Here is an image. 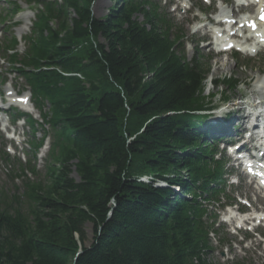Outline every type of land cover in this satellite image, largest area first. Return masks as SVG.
Returning <instances> with one entry per match:
<instances>
[{
	"label": "trees",
	"instance_id": "16d2710c",
	"mask_svg": "<svg viewBox=\"0 0 264 264\" xmlns=\"http://www.w3.org/2000/svg\"><path fill=\"white\" fill-rule=\"evenodd\" d=\"M30 1L32 33L11 64L50 149L42 180L19 168L21 188H0V264H213L208 205L223 193V166L197 114L209 109V66L185 59L150 0H111L102 19L95 0ZM237 86L213 82L225 94Z\"/></svg>",
	"mask_w": 264,
	"mask_h": 264
},
{
	"label": "rangeland",
	"instance_id": "374dc122",
	"mask_svg": "<svg viewBox=\"0 0 264 264\" xmlns=\"http://www.w3.org/2000/svg\"><path fill=\"white\" fill-rule=\"evenodd\" d=\"M16 2L18 3L19 7L22 8V10H24V12L21 13V15L15 19V20L20 19V23H22L23 26L20 28V30L16 29L14 31L15 37L20 43V45L18 46V51L21 52L22 47H21V41L19 39H20V36H25V34L28 32L27 28L29 27V24L31 22L32 14L26 11L24 0H16ZM194 4L202 5L203 2L201 0H189V3H186L185 1H183L181 3V6L178 7L177 10L173 12V8H172V9H169V12L171 13V16L174 17L175 22L177 23L178 26L180 25L184 26V29H185L184 32L187 34L186 36H188L186 38L187 43L185 44V50H184L186 59L192 60V59H195L197 56L199 57L204 56V58L209 60V61H203L204 63L206 62L208 63L206 65L209 66V74L207 75V80L203 83L202 92L206 100L208 102H211L210 107H214V111H212L209 114L210 116H212L210 120H214V119L222 120L224 111H228L232 108L236 109L243 103L252 104L254 102L256 103L258 102V101H255V96L252 95V89H253L252 86L259 77L258 69H260V67L264 68V64L263 66H261L258 60L259 58L264 60V57H257L258 58L257 60L256 58H254L251 60V62L246 61V59L243 57L241 58L239 57L238 62L243 63V67L238 69V65H236L237 62H234V60L230 58V56H223V57H217V58L212 57L208 55L209 47H206L204 45L199 46V49H194V47L189 44L190 41L193 42L197 40L198 38H200L202 34L206 33L205 29H202L196 34L195 38H190V35H189L190 27L186 25V23L189 22L190 20V16L186 15L184 13V10L189 5H194ZM112 6H113V3L110 2V0H95L91 7V10L95 17L102 19L107 15L108 10ZM2 8L4 9V11L3 10L0 11L2 12L1 18H5V15L7 13L6 11L7 9H5L6 5L3 4ZM138 20L141 21V18L139 17ZM198 28H202V26L194 27L191 33H193ZM2 41L3 40H0V43ZM261 54H264V52H262ZM228 76H231L234 80L238 81L240 86L236 90L228 92L227 94L221 93L222 88H220L219 90L213 89L209 83L211 80H220ZM245 84L248 85L249 88L246 89V87L243 86ZM15 85L18 89H21L20 82L16 81ZM210 96H214V98L210 99ZM223 96H226V98H228V101H227L229 104L228 106H226L227 104L225 106L220 104ZM234 120L235 119H231L230 122L234 124ZM240 130L241 128L238 125L235 135L241 134L239 133ZM18 132H20V129H18ZM27 133L29 135V132ZM36 138L37 140H39L40 135H37ZM25 139H26V136L24 137V140ZM1 141L2 139L0 137V143ZM16 145H18V148L16 147ZM11 146L15 152V155L10 157L12 164L10 162L5 164L4 162L0 160V188H4L7 190L12 189L13 187H17V188L20 187V181L18 179L13 180L12 182L9 180V178H11L13 174L18 175L20 173L18 169L21 167H19L20 165H17L18 163L22 165V169L25 168L27 164L26 163L27 158L23 156L22 154L23 153L22 138L21 137L16 138L14 145L11 144ZM8 151L12 153V151H10L9 149ZM45 154H46V151L43 152L42 155H39L35 162L38 177L34 178L33 176H31L30 180H32L33 182L42 180L43 178V174H44L43 159H44ZM226 159L229 160V156H226ZM31 163H33V161ZM27 173L28 172L26 170L25 174ZM234 182L235 180L232 178H230L228 181L229 184L234 183ZM231 189L234 192V195L236 197V203H237L236 206L238 208H240V206L238 205L237 199L240 197L241 198L246 197L248 198V201L250 204L251 202H253V204H251L252 209L258 210L257 208L258 202L255 201L256 196L253 193V190L251 188H249L245 184H240L232 188L229 187L228 191L231 192ZM233 207H231V209L230 208L228 209L230 210L229 212L228 210H225V209L222 212H219L220 217L223 220L224 219L227 220L231 215H232V218H229L227 222L223 224L221 223L220 217H219L221 229L219 233L216 235V237H213L211 241L212 246H213V251L210 252L209 255L207 256L208 260L212 262L213 264H227L228 262L232 260L233 261L243 260L245 264H264V242H260L259 238L261 237L257 236L255 233L256 231H259V233L264 234V223H262L256 229H254L250 225L244 224L245 226H243V228H240L241 231L238 232V230H236L234 227H235L236 222H238L236 221V219L237 218L239 219L241 217L234 216L236 213V210H235L236 207L234 208ZM259 207L264 208V203H261ZM244 211L246 212L245 215L248 218L252 210L245 207ZM246 217L242 216L241 219H244ZM250 223L252 225H255L254 222H250ZM239 225H241V222L239 223ZM246 229H249L250 231L253 230V231L247 232ZM86 233L89 239V242H88L89 244L91 241V237H92V230H91L90 225H86ZM221 243H223L222 244L224 245L223 247L221 246Z\"/></svg>",
	"mask_w": 264,
	"mask_h": 264
},
{
	"label": "bare ground",
	"instance_id": "6f19581e",
	"mask_svg": "<svg viewBox=\"0 0 264 264\" xmlns=\"http://www.w3.org/2000/svg\"><path fill=\"white\" fill-rule=\"evenodd\" d=\"M252 95L255 96V101H262L264 99V73L258 78L256 82H254ZM244 105L247 108H252L254 106V104L250 105L249 103H243L240 106ZM237 121L239 124H241L243 129H245V126L249 121V117L245 113H241L240 115H237Z\"/></svg>",
	"mask_w": 264,
	"mask_h": 264
},
{
	"label": "snow or ice",
	"instance_id": "6c2138e0",
	"mask_svg": "<svg viewBox=\"0 0 264 264\" xmlns=\"http://www.w3.org/2000/svg\"><path fill=\"white\" fill-rule=\"evenodd\" d=\"M262 18H264V17H262ZM253 27H254V25H253Z\"/></svg>",
	"mask_w": 264,
	"mask_h": 264
}]
</instances>
